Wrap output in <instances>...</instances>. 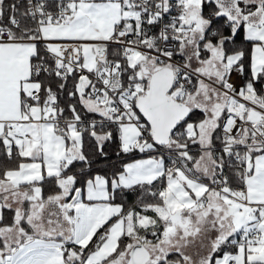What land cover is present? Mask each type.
Here are the masks:
<instances>
[{"label": "snow or ice", "instance_id": "1", "mask_svg": "<svg viewBox=\"0 0 264 264\" xmlns=\"http://www.w3.org/2000/svg\"><path fill=\"white\" fill-rule=\"evenodd\" d=\"M0 264H264V0H0Z\"/></svg>", "mask_w": 264, "mask_h": 264}]
</instances>
